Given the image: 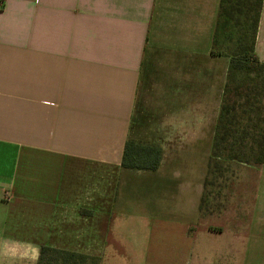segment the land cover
<instances>
[{
	"label": "crops",
	"instance_id": "1",
	"mask_svg": "<svg viewBox=\"0 0 264 264\" xmlns=\"http://www.w3.org/2000/svg\"><path fill=\"white\" fill-rule=\"evenodd\" d=\"M219 2L0 0V264H36L42 245L264 264V163L240 232L191 233L230 62L212 53ZM254 53L264 64V0ZM127 139L158 145L159 166L122 167Z\"/></svg>",
	"mask_w": 264,
	"mask_h": 264
},
{
	"label": "trees",
	"instance_id": "2",
	"mask_svg": "<svg viewBox=\"0 0 264 264\" xmlns=\"http://www.w3.org/2000/svg\"><path fill=\"white\" fill-rule=\"evenodd\" d=\"M261 5L262 0L219 2L212 53L228 56L230 62L199 203L200 213L211 209L208 197L212 192L206 193V186L214 184L212 181L228 169L229 162L253 166L264 163V115L260 116L261 104H258L259 97L264 99V64L254 53ZM231 95L234 101L229 102ZM237 108H241L243 115L236 113ZM161 155V148L156 144L127 139L121 165L155 170ZM212 176L216 177L209 181ZM36 264H100V257L42 245Z\"/></svg>",
	"mask_w": 264,
	"mask_h": 264
},
{
	"label": "rangeland",
	"instance_id": "3",
	"mask_svg": "<svg viewBox=\"0 0 264 264\" xmlns=\"http://www.w3.org/2000/svg\"><path fill=\"white\" fill-rule=\"evenodd\" d=\"M236 113L243 115L241 108H237ZM221 162L226 166V162ZM227 167L216 179V176L208 178L209 181L215 179L212 186H206V193L212 192L208 197L211 212L201 213L200 231L191 228V233L201 238L210 239L211 230L217 229V226L235 234L246 226L254 191L255 166L232 161Z\"/></svg>",
	"mask_w": 264,
	"mask_h": 264
}]
</instances>
